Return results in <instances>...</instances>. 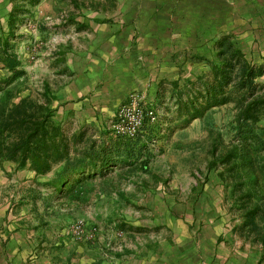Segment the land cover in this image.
Instances as JSON below:
<instances>
[{
	"label": "rangeland",
	"instance_id": "374dc122",
	"mask_svg": "<svg viewBox=\"0 0 264 264\" xmlns=\"http://www.w3.org/2000/svg\"><path fill=\"white\" fill-rule=\"evenodd\" d=\"M19 1L17 20L0 28V89L10 105L44 104L67 150L50 148L47 174L1 164L0 211L27 207L50 252L69 251L73 264H264V52L184 62L181 86L117 104L94 63L81 76L68 52L80 39L62 17L79 6ZM95 95L107 98L80 105ZM134 99L156 120L137 136L116 135L113 123ZM68 160L70 173H58Z\"/></svg>",
	"mask_w": 264,
	"mask_h": 264
},
{
	"label": "crops",
	"instance_id": "0c3cea01",
	"mask_svg": "<svg viewBox=\"0 0 264 264\" xmlns=\"http://www.w3.org/2000/svg\"><path fill=\"white\" fill-rule=\"evenodd\" d=\"M49 2L55 5L58 0ZM66 2L79 8L62 17V29L72 22L76 27L70 35L90 39L88 44L79 40L78 47L68 52L76 54L81 76L86 75L87 60L94 63V77L100 78L103 91L111 93L109 100L117 104L136 94L153 97L161 86L183 77L184 62H191L193 68L220 51V46L223 51L264 52V0ZM19 3L0 0V28L6 31L8 22L17 20L14 10ZM106 98L95 95L79 103L93 100L95 104ZM15 213L0 211V264H73L69 251L50 252L48 232L29 222L27 207Z\"/></svg>",
	"mask_w": 264,
	"mask_h": 264
},
{
	"label": "trees",
	"instance_id": "16d2710c",
	"mask_svg": "<svg viewBox=\"0 0 264 264\" xmlns=\"http://www.w3.org/2000/svg\"><path fill=\"white\" fill-rule=\"evenodd\" d=\"M219 49L216 54H243L232 48L223 51L220 46ZM6 64V68L17 75L15 61L8 59ZM249 76L250 72L245 75V81H251L252 84V77ZM173 84L181 86V79ZM12 98L13 95L8 91L0 89V165L8 162L21 168L31 164L41 174H47L52 170L50 148L53 147L58 155L67 150L64 135L50 130L51 112L46 110L44 104L24 98L19 103L10 105ZM69 164L68 160L58 173H70Z\"/></svg>",
	"mask_w": 264,
	"mask_h": 264
},
{
	"label": "built area",
	"instance_id": "2783aa9c",
	"mask_svg": "<svg viewBox=\"0 0 264 264\" xmlns=\"http://www.w3.org/2000/svg\"><path fill=\"white\" fill-rule=\"evenodd\" d=\"M147 119L156 120L153 111H147L139 105L136 99L130 104L124 106L117 115L113 123V131L119 136L134 137L141 133L144 123ZM76 229H81V224L75 225Z\"/></svg>",
	"mask_w": 264,
	"mask_h": 264
}]
</instances>
